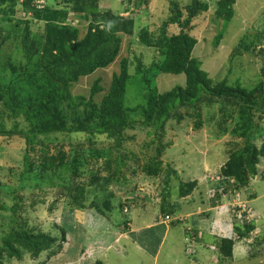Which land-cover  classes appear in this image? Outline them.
<instances>
[{"label": "rangeland", "instance_id": "rangeland-1", "mask_svg": "<svg viewBox=\"0 0 264 264\" xmlns=\"http://www.w3.org/2000/svg\"><path fill=\"white\" fill-rule=\"evenodd\" d=\"M28 1L39 3V8L59 9L65 8L68 0H0V19L11 21L7 18L14 16L12 11L16 18H22L25 13L21 3ZM121 1L99 0L100 8L118 9L120 16L129 15L128 18L134 20L132 35L123 36L120 57L107 70V84L101 85L107 89L112 76L119 74L123 60L128 67L127 74H134L139 60L142 70L150 68V73L138 75L135 81L141 93L148 87H156V92L150 88L153 94L166 93L177 86L184 87L183 74H156L153 68H159L162 63L164 49L160 45H143L135 34L144 27L156 33L154 38L177 33L175 26L162 28L168 4L176 1L183 7L192 0H130V5L126 0L129 7L120 5ZM200 1L208 4V11L192 21L193 29L187 33L197 41L192 57L200 62V69L208 74L212 85L224 82L227 86L239 85L249 92L264 84V0H235L228 33L217 48L213 47L217 34L213 14L218 0ZM128 8L130 14L126 11ZM26 15L25 18H32ZM42 15L33 16L35 19L31 25V31L38 35L46 34L50 28L47 26L51 24ZM5 22L0 20V25H7ZM55 25L61 24L57 22ZM20 39V35L14 36L16 42ZM5 45L0 51V86L17 92V105L30 104L36 108L40 88L35 75H39L47 62L53 69L58 68V63L51 64L52 52L46 43L41 42L34 63L24 73L27 60L22 58L19 46L11 40ZM8 62L17 66V71L7 68ZM142 78L150 83L147 85ZM89 86L86 80H80L71 90L74 94L86 96ZM144 86L145 90L142 89ZM2 109L0 105V113ZM64 118L66 122L74 118L83 121L84 111L73 114L58 111L55 119ZM130 119L135 120L133 116ZM3 122L14 135L0 136V224H5L3 217L11 215L8 209L12 207V197L19 196V214L23 221L27 220V227L59 238L60 228L65 231L58 254L48 256L50 252L56 253V248L38 257L24 251L17 258L4 257L3 264H264V159H260L257 166L259 174L243 187L241 193L215 198V192H220L215 190L220 180L219 169L229 154L248 142L259 146L264 138V109L259 105L249 107L232 98L216 99L203 95L194 107L174 106L171 118L156 133L158 137L161 135L167 147L162 157V170L157 177H148L143 172V167L155 156L157 137L154 128L138 124L125 128L119 149L115 148V138L110 139L107 134L93 135L91 146L85 133L73 134L72 139L64 135H54L52 140L38 136L31 148L30 162L57 158L59 152L64 154L71 147L82 145L92 148L94 159L90 167L100 171L101 178L106 175V159L110 161L111 173L116 160L124 163L120 183L108 186L107 191L95 200L99 210L105 213L103 216L95 214L93 209L88 210L94 201L92 190L87 193L85 207H68L66 198L58 197L62 192V180L53 176L43 179L39 186L30 182L12 192L17 187L14 170L19 171L25 152V143L19 134L27 127L22 118L12 120L5 116ZM197 123H200L199 129L195 127ZM100 150H105V154ZM179 180L197 183L186 199L178 197ZM76 183H87V176ZM166 203H173L178 210L169 219L162 218L160 214L161 206ZM123 204L128 205L127 208L122 209ZM234 207L240 208L238 214H233ZM242 220L252 226L249 239L239 238L238 232L245 230ZM174 221H178L176 227L170 225ZM185 231L191 238L196 235V240L186 239L184 236L189 234ZM163 236L164 241L158 245ZM222 239L234 240L232 257L224 262L216 253ZM10 247L15 249L12 244ZM192 248H197L193 257L189 255Z\"/></svg>", "mask_w": 264, "mask_h": 264}, {"label": "trees", "instance_id": "trees-1", "mask_svg": "<svg viewBox=\"0 0 264 264\" xmlns=\"http://www.w3.org/2000/svg\"><path fill=\"white\" fill-rule=\"evenodd\" d=\"M2 1L4 2V0ZM127 2L130 5V0ZM120 5L129 7L124 1H121ZM234 5L235 0H218L216 2L213 14L214 20L217 22L214 48H217L228 33V25L234 16ZM21 7L23 13L32 18H25V15L22 18H16L15 12L12 11L14 16L7 18L12 22L0 19L1 22L7 23V25H0V51L8 41L16 43L20 48L22 58L27 60V68L24 72L26 73L29 66L34 63L36 53L43 42L52 52L51 64L55 65L57 62L58 68L53 69L47 62L39 75H35L38 77L36 84L40 88V93L36 97V108L30 104L17 105V92L10 87L0 86V105L3 107V112L0 113V136L14 135L13 131H9L10 129L3 122L5 116L12 120L22 118L27 127V130L19 134L25 143V152L22 155L21 164L18 166L19 171L14 170L17 176L13 178L17 187H14L12 192L20 186L26 187L30 182H36V186H39V182L43 179L53 176L62 180H60L62 192L58 197L66 198L68 207L72 209L85 207L84 201L87 193L92 190L94 201L90 203L88 210L93 209L95 214L103 216L105 213L99 210L95 200L107 191L108 186L120 183L121 166L124 163L116 160L114 171L111 173L110 161L106 159V175L101 178L100 171L90 167L91 160L94 159L92 148L89 146L85 148L82 145L71 147L64 154L59 152L57 158L30 162L31 148L36 143L38 136H44L50 140L54 135H64L72 139L73 134L85 133L87 142L91 146V143L94 142L93 135L107 134L110 139L115 138V148L119 149L123 142L122 132L125 128H131L134 124L154 128L155 137H157L155 156L143 167V172L148 177H157L162 170V157L167 147L166 144H163L161 135L158 137L156 133L162 130L167 120L171 118L174 106L178 105L184 109L194 107L205 95L216 99L232 98L245 106L259 105L264 109V84H259L249 92L239 85L227 86L224 82L212 85L208 74L200 69V62L192 57L197 41L188 33L193 29L192 21L208 11L209 6L205 2L192 0L183 7L176 1H171L168 4V14L162 28L175 26L177 33H172L169 36L159 35L160 37L154 38L156 33L150 32L146 27L137 33L138 40L143 45L148 47L160 45L164 49L162 63L159 68H153L157 75L162 73L185 76L184 87L177 86L166 93L157 92L156 94L152 93L151 87L141 93V89H137L135 86L138 85L135 83L138 75L146 76L147 73H150V68L142 70L141 66L143 65L139 60L134 74H127L128 67L126 61L123 60L120 63L119 74L112 76L107 89L101 85V83L107 84V70L111 68L121 53L123 36L133 33L134 20L128 18L129 16H120L118 9L100 8L99 0H68L65 8L59 9L39 8V3L32 4L29 1L21 3ZM126 11L130 14V8ZM38 15L45 16L46 21L51 23L47 26L50 28L44 35H38L31 31L34 17L37 18ZM3 19L6 18L3 16ZM75 21L76 23H74ZM57 22L61 25L56 26ZM21 24L22 26H19ZM83 26L84 28H82ZM15 35L21 36L20 41L14 40ZM6 67L12 72L17 71V66L13 64L9 63ZM18 76L19 74L16 77ZM80 80L81 82L86 80L90 84L88 87L90 89L86 90L88 91L86 96L85 94H74L71 90V87ZM142 80L147 85L150 83L148 79L142 78ZM59 82L61 84L56 85ZM142 89L145 90V86ZM151 89L155 91L156 87ZM137 91L138 97H136ZM79 110L84 111L83 121L78 118H74L70 122H66L65 118L64 120L55 119L58 111H61L62 114H73ZM131 116L135 120H131ZM195 127L199 129L200 123H197ZM99 152L105 154V150ZM260 159H264V138L259 146L248 142L243 148L231 152L219 169L220 180L215 190L219 189L220 192H215V198L221 199L224 195L235 196L237 193H241L243 187L258 175L257 166ZM171 172L175 174L173 170ZM58 175L61 176L58 177ZM85 176H87V183H76L78 179L85 178ZM196 185V181L182 182L179 180L178 197L186 199ZM95 193H98L96 197ZM12 199V207L8 209L11 215L3 217L2 220L5 224H0L2 229L0 264H3L4 257L17 258L24 251H27L32 257H38L41 253L56 248L57 252L53 254L50 252L48 256L58 254L65 237V231L60 228L61 238H59L43 232H36L34 228L27 227V220H22L17 206L20 197L13 196ZM32 201L34 200L32 199ZM130 203L132 204V201ZM127 206L123 204L122 209ZM135 207L139 208L140 205H135ZM176 209L173 203H166L161 206L160 214H162V218H172L178 212ZM235 212L238 214L240 208L234 207L233 214ZM242 222L245 230L238 232L239 238L240 240L249 239L251 237L249 232L253 230L252 226L250 223H245L244 220ZM170 225L176 227L178 221H174ZM185 233L189 234L184 236L186 239L196 240V235H192L191 238L190 233L187 231ZM11 244L15 249L8 248ZM233 246L232 239H222L216 252L220 256L221 262L232 257ZM196 249H190L189 255L193 257L196 254Z\"/></svg>", "mask_w": 264, "mask_h": 264}, {"label": "crops", "instance_id": "crops-1", "mask_svg": "<svg viewBox=\"0 0 264 264\" xmlns=\"http://www.w3.org/2000/svg\"><path fill=\"white\" fill-rule=\"evenodd\" d=\"M258 174H259V173H258ZM262 176H264V174H262ZM262 180H263V179H262ZM256 199H257V197H256ZM145 228H146V227H145ZM163 230H166V229H163ZM139 233H142V231L140 230ZM164 235H165V234H164ZM164 237H165V236H163V238L159 241L158 245L160 244L161 241H164ZM139 248H140V247H138V249H139ZM160 248H161V247H160ZM160 248H159V249H160Z\"/></svg>", "mask_w": 264, "mask_h": 264}, {"label": "clouds", "instance_id": "clouds-1", "mask_svg": "<svg viewBox=\"0 0 264 264\" xmlns=\"http://www.w3.org/2000/svg\"><path fill=\"white\" fill-rule=\"evenodd\" d=\"M123 1V0H122ZM124 2H126V0H124ZM131 11V10H130ZM127 16H129V15H127ZM134 31V30H133ZM136 36H137V33L135 34ZM138 37V36H137ZM120 57V56H119ZM117 59V58H116ZM115 59V60H116ZM164 219H166V218H164ZM164 219H162V220H164ZM233 242H234V240H233ZM217 251V250H216Z\"/></svg>", "mask_w": 264, "mask_h": 264}, {"label": "built area", "instance_id": "built-area-1", "mask_svg": "<svg viewBox=\"0 0 264 264\" xmlns=\"http://www.w3.org/2000/svg\"><path fill=\"white\" fill-rule=\"evenodd\" d=\"M74 23H76V21ZM166 219H169V218H166Z\"/></svg>", "mask_w": 264, "mask_h": 264}]
</instances>
